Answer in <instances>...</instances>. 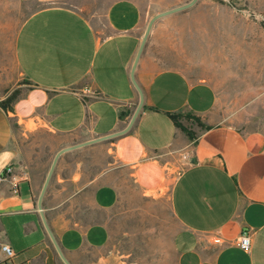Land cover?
Masks as SVG:
<instances>
[{
	"label": "crops",
	"instance_id": "1",
	"mask_svg": "<svg viewBox=\"0 0 264 264\" xmlns=\"http://www.w3.org/2000/svg\"><path fill=\"white\" fill-rule=\"evenodd\" d=\"M40 3L13 23L12 9L0 12V101L17 92L10 108L0 104V174L13 168L0 183V258L3 243L15 252L0 264H65L38 208L52 160L128 125L147 23L180 5ZM179 12L152 27L131 128L58 160L43 210L71 264H264V131L226 122L208 80L158 64L157 39ZM181 110L210 128L195 124L189 139L168 114Z\"/></svg>",
	"mask_w": 264,
	"mask_h": 264
},
{
	"label": "rangeland",
	"instance_id": "2",
	"mask_svg": "<svg viewBox=\"0 0 264 264\" xmlns=\"http://www.w3.org/2000/svg\"><path fill=\"white\" fill-rule=\"evenodd\" d=\"M40 1L0 0V12L12 9L13 23ZM179 14L157 39L158 64L208 80L226 122L264 131V0H198Z\"/></svg>",
	"mask_w": 264,
	"mask_h": 264
},
{
	"label": "water",
	"instance_id": "3",
	"mask_svg": "<svg viewBox=\"0 0 264 264\" xmlns=\"http://www.w3.org/2000/svg\"><path fill=\"white\" fill-rule=\"evenodd\" d=\"M198 2V0H189L188 2L186 3H183V4H180V5H177V6H174L172 8H169V9H166L164 11H160L156 14H154L148 21L147 23V26H146V29H145V32H144V35L142 37V40H141V43H140V46H139V49H138V52L135 56V59H134V62H133V65H132V68H131V79L139 93V101H138V104L130 118V121L128 123V125L119 130V131H115L113 133H110V134H107V135H102V136H99V137H95L93 139H89V140H86V141H83V142H80V143H76V144H72V145H68V146H65V147H62L54 156L53 160H52V163L50 165V168L48 170V173L46 175V178H45V181L42 185V189H41V192L39 194V198H38V208L40 210V213H41V216H42V219H43V222H44V225L61 257V259L64 261L65 264H71V262L67 259V257L65 256L61 246L59 245L50 225H49V222L46 218V215L44 213V210H43V198H44V195L46 193V190L48 188V185L50 183V180L53 176V173L55 171V168L57 166V163H58V160L60 158V156L66 152V151H69V150H72V149H75V148H78V147H82V146H85V145H88V144H92V143H95V142H98V141H102V140H105V139H108V138H111V137H115V136H118V135H121V134H124L126 133L130 128L131 126L133 125V123L135 122L136 118L138 117L139 113L141 112L142 108H143V105H144V102H145V93H144V90L143 88L141 87L139 81L137 80V77H136V70H137V67H138V64H139V61L141 59V56L143 54V51L146 47V44H147V41H148V38H149V35L151 33V30H152V27L154 25V23L156 22L157 19L161 18V17H164L166 15H169V14H172V13H175V12H178V11H181V10H185V9H188L192 6H194L196 3Z\"/></svg>",
	"mask_w": 264,
	"mask_h": 264
},
{
	"label": "trees",
	"instance_id": "4",
	"mask_svg": "<svg viewBox=\"0 0 264 264\" xmlns=\"http://www.w3.org/2000/svg\"><path fill=\"white\" fill-rule=\"evenodd\" d=\"M17 95V92L14 91L10 96L6 99L0 101V104L5 108H10V103ZM169 116L173 119L175 124L182 129L185 134L189 137V139H194L197 137V132L192 129V127L197 124L202 129L210 128L209 125L205 124L201 117L195 114L193 111H178V112H169ZM10 259L4 260L7 263Z\"/></svg>",
	"mask_w": 264,
	"mask_h": 264
},
{
	"label": "built area",
	"instance_id": "5",
	"mask_svg": "<svg viewBox=\"0 0 264 264\" xmlns=\"http://www.w3.org/2000/svg\"><path fill=\"white\" fill-rule=\"evenodd\" d=\"M12 171H13L12 166H9L5 170L4 173L0 174V183L3 182L4 180H6L11 175ZM251 243H252L251 242V236H250L249 232H244L240 238V242H239L240 246L242 248L248 250L251 247ZM1 251L4 254V258L3 259L0 258V263L3 262L4 260L13 258L15 255V252L13 251V249L5 243H3L1 245Z\"/></svg>",
	"mask_w": 264,
	"mask_h": 264
}]
</instances>
